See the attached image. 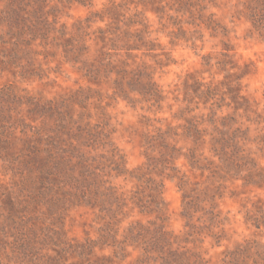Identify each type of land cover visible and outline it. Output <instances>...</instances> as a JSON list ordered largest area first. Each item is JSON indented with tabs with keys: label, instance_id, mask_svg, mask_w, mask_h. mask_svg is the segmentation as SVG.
<instances>
[{
	"label": "rangeland",
	"instance_id": "1",
	"mask_svg": "<svg viewBox=\"0 0 264 264\" xmlns=\"http://www.w3.org/2000/svg\"><path fill=\"white\" fill-rule=\"evenodd\" d=\"M10 2L0 0V16L10 13ZM260 4L264 0H15L19 23L0 19L2 240L16 234L97 239L115 214L120 234L150 220L172 234H200L210 264H220L238 245L264 246V37L254 25ZM111 6L121 26L150 42L151 51H137L127 64L152 76L159 102L139 94L141 85L119 89L117 71L127 58L116 48L124 42L99 39L109 22L100 15ZM237 88L252 111L241 98L235 108ZM208 89L210 99L202 95ZM216 127L230 138L226 154L219 153ZM236 142L239 157L231 155ZM43 186L53 187L44 197ZM85 188L108 196L115 190L124 203L119 209L116 199H105L102 212L97 195L86 205ZM155 190L164 210L148 213ZM194 197L200 203L189 209L192 230L186 203ZM137 198L149 209L136 205ZM129 250L122 264L140 255ZM0 264L38 263L16 261L5 247Z\"/></svg>",
	"mask_w": 264,
	"mask_h": 264
},
{
	"label": "trees",
	"instance_id": "2",
	"mask_svg": "<svg viewBox=\"0 0 264 264\" xmlns=\"http://www.w3.org/2000/svg\"><path fill=\"white\" fill-rule=\"evenodd\" d=\"M10 2V13L6 12L0 16V19L8 21L10 24H18V19H20L19 13L12 3ZM19 1V0H18ZM262 6L256 18L254 20V25L256 28L261 30V35L264 37V4ZM106 15H109V22L105 28H100L99 39L103 44H111L115 46L117 44L116 38H120L124 42V48H116V50L124 49L126 52V58L124 67H121L118 73V87L123 89L126 85H141L138 87L137 91L142 96L149 98H154L156 101H160L162 98V92L156 82L152 79V76L142 68H133L129 70V61H135L136 52L151 51V44L141 33V31H131L130 26H121L123 23L121 16L118 14L116 6H111L102 12L100 15V20L105 21ZM126 23V22H125ZM135 22H129L128 24H134ZM134 35L136 40H131L130 35ZM18 37V36H16ZM149 47V48H147ZM146 77V80L144 78ZM126 80V81H125ZM124 81V84L121 82ZM129 86V87H130ZM238 88L232 90V100L236 104V109H239L240 103L238 102L240 98L245 102L246 109L252 111L253 106L251 101L239 95L237 92ZM212 91L209 89L202 92V95L210 99ZM158 101V102H159ZM258 114L259 112L256 111ZM216 130L220 134L221 140H216L219 143V153L226 154V145H229L230 138L225 137L223 129L216 127ZM233 147V153L235 157L238 156V142L235 145L231 144ZM217 146L214 148L215 152ZM179 151V150H177ZM194 155L195 152L191 151ZM82 163V162H81ZM252 159L249 160L248 165H252ZM43 167V166H42ZM82 167L85 172L88 171V166L82 163ZM260 170V177L264 178V169ZM253 175V174H252ZM77 187V186H76ZM53 190V187L46 188L43 186L41 193L39 195H48ZM90 191V192H89ZM91 191H93L91 193ZM95 193V194H94ZM104 192H96L91 188H85L83 190L82 199L86 200V205H91L92 196L97 195L99 197L98 206L105 211V206L103 202L105 199H116L119 209L123 205L124 200L118 199V194L115 190H110V194L104 195ZM70 195V194H69ZM104 196L101 201V198ZM50 200L56 202L54 196L51 195ZM96 201V200H95ZM138 202L136 205L144 207V209H149V206H145L142 200L137 198ZM152 206H150V211L163 212V200L161 192H155L151 195ZM212 202V200H211ZM200 203L199 197L192 198L191 202L186 203V208H188L186 216H188L190 223L188 227L194 230L192 212L189 209H195ZM213 203V202H212ZM106 205V204H105ZM214 208V207H213ZM216 212L214 209L210 211L211 217H216ZM117 215H113L112 220L104 221L105 226L100 229V234L97 239L87 237L84 241H74L70 240L66 234H16L13 235V239L7 242L2 240L0 237V252L9 247L11 249V254L14 256L16 261H33L36 260L38 264H122L126 262L132 255V251L129 249L132 247L134 250L139 249L140 255L135 259L134 263L128 264H210V260L206 257L204 251V245L200 234H172L165 229V227L152 220L148 221L149 225H144L141 222L132 223L129 228H127L123 234H120V226H118ZM101 219L105 220V218ZM191 237H197L193 239ZM218 236L217 239H220ZM4 244V246H3ZM48 248V249H47ZM111 249L107 253V250ZM48 251H52L51 253ZM50 253V254H49ZM20 263V262H19ZM220 264H264V246L259 244H246L238 245L232 250H228Z\"/></svg>",
	"mask_w": 264,
	"mask_h": 264
}]
</instances>
